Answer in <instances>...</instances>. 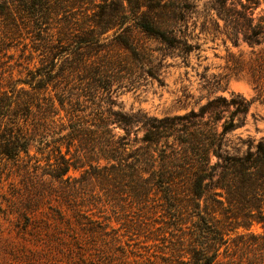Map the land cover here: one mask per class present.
Here are the masks:
<instances>
[{
  "label": "rangeland",
  "instance_id": "1",
  "mask_svg": "<svg viewBox=\"0 0 264 264\" xmlns=\"http://www.w3.org/2000/svg\"><path fill=\"white\" fill-rule=\"evenodd\" d=\"M40 1L28 14L0 0L11 12H0V88L14 111L0 135L17 137V106L33 102L28 152L0 155V264H191L198 212L228 241L219 264H247L264 236V168L246 183L226 158L264 144V0L246 17L237 0ZM225 121L236 127L193 201L178 159L200 162L187 141ZM148 130L159 137L144 141Z\"/></svg>",
  "mask_w": 264,
  "mask_h": 264
},
{
  "label": "trees",
  "instance_id": "2",
  "mask_svg": "<svg viewBox=\"0 0 264 264\" xmlns=\"http://www.w3.org/2000/svg\"><path fill=\"white\" fill-rule=\"evenodd\" d=\"M18 1V3L21 5V8H19L18 10L26 12L28 14H34L36 12V7L44 5V3H41L42 1L40 0ZM252 1L253 0H246L245 2L242 0H237L238 5H240V7L243 9V13L241 12L243 17H246V12L244 13V11L254 9L251 5ZM223 3H226V1H223ZM253 3L254 5L256 4V2ZM219 5L222 6V2H219ZM233 6L230 7L228 11H233ZM6 9H8L6 5L0 4V12L10 14L11 12H6ZM251 15H253V13H251ZM139 25L143 29V31H145L149 35L159 38L165 42L169 40V38L166 36V33L156 28L154 23H152V21H150L147 17L144 16ZM248 27H250V25ZM170 45H172V42L170 43ZM1 78L2 72L0 70V80ZM6 97L7 96L1 91L0 88V120L7 115H10V113L14 114V111L12 110V108H10L11 105L7 101L8 98ZM219 99L222 98H215L212 101L208 102L207 106L211 110V113H216L215 111L217 109V104H215V102L217 103ZM27 100V102L21 103L20 107L19 104L18 106L16 104V106L20 108V111H22L21 114L18 113L19 115H21L20 120L19 116H17V120L13 122L18 129L19 135L17 137L12 136L11 129L8 130V135H6L5 133L0 135V155L2 156L11 158L15 157L20 152H28V147L30 145V142L33 140V136L27 129V123L24 126L21 125V119L24 118L25 115L27 116V113L31 112L33 105L31 97H29ZM240 105H244L243 111H245L247 102H242L240 103ZM235 127L236 125L234 121H225L221 132H218L215 128L211 127L210 130L206 133L201 132L199 133V135L192 134V139L187 141L188 144H192L191 150L195 153V155L200 154V157H202V160L200 162L198 160L194 161V158L191 161H187L186 159L189 158L187 155H185V158L183 156V158L178 159L179 163L183 164L178 166L180 169H183V175L190 179V182L192 181L191 193L193 196L191 197V199L193 201L194 199L200 198L204 192V181L208 177L207 175H209L208 170L213 167V165L211 166L210 164L211 154H214L218 158H221V155L218 152V148H220L221 146L220 144H216L215 148L216 141L219 142L223 134L230 132ZM158 137L159 136L157 133H153L148 130V132H146V135L143 137V140L153 142ZM194 137H196L197 139L195 140ZM209 141L210 143H214V148H210V145L213 144H210ZM109 153L110 152L106 154V159L113 158L112 154ZM115 153L116 157L118 154V150H116ZM226 160H228V166H226V168L235 169L238 167L235 170L241 171V174L244 176L246 183H248V181L252 179L253 175H255L256 172H259L264 168V144L262 142H259L254 152L250 151L244 156L226 158ZM155 163L156 159L153 155H151L145 165H154ZM160 168H163V164H160ZM171 168L172 167H170V169ZM164 169L167 170V167H165ZM163 171H161L160 174L164 175ZM167 173L168 175H166V179L168 180H166L165 182V190L167 193H170V190L174 185L175 179L178 177L177 174H179V172L177 170L176 172L170 170L167 171ZM230 177L228 180L231 179ZM168 199L170 201L176 200V197H172L171 195H169ZM195 208L199 211L198 203L196 204ZM175 211H177V209ZM196 215L198 216L199 220L193 223L194 229L190 232V237L187 240L189 242V262L191 264H219L221 255L225 256L227 254L226 252L228 251V241L224 237V233L221 230L220 226L217 224V220H210V218L208 217V212H205V214H201V212H198ZM259 238L261 239V241L253 249L254 254L248 260L247 264H264V236H259ZM222 247H225L223 251L221 250Z\"/></svg>",
  "mask_w": 264,
  "mask_h": 264
}]
</instances>
